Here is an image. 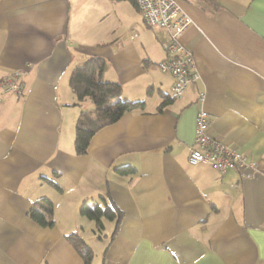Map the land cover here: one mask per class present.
<instances>
[{
	"label": "crops",
	"instance_id": "0c3cea01",
	"mask_svg": "<svg viewBox=\"0 0 264 264\" xmlns=\"http://www.w3.org/2000/svg\"><path fill=\"white\" fill-rule=\"evenodd\" d=\"M98 1L0 0V264H85L73 233L93 249V264H264V0H179L193 20L183 42L200 78L162 111L174 81L158 71L167 30H149L159 27L131 0H110L118 24L105 32ZM91 57L105 60L102 78L123 99L145 106L78 155L76 123L96 107L70 83ZM16 70L25 72L20 98L2 86ZM202 107L209 132L257 171L189 163ZM126 166L136 172L120 174ZM104 196L122 216L99 231L81 207ZM42 199L54 204L51 227L29 216ZM93 242L103 246L99 261Z\"/></svg>",
	"mask_w": 264,
	"mask_h": 264
},
{
	"label": "built area",
	"instance_id": "2783aa9c",
	"mask_svg": "<svg viewBox=\"0 0 264 264\" xmlns=\"http://www.w3.org/2000/svg\"><path fill=\"white\" fill-rule=\"evenodd\" d=\"M143 20L150 26L167 30L169 40L163 43L167 57L159 63L162 72L173 76V96L181 98L195 84L200 75L196 69L195 55L183 42V35L193 25L191 17L183 10L179 0H135ZM24 71L16 70L3 79L2 86L17 98L24 95ZM207 95L199 93V103ZM209 112L202 107L195 120V142L188 147V161L192 165L208 164L220 174L228 170H258V163L250 160L233 145L221 141L209 132ZM247 176H250L247 174Z\"/></svg>",
	"mask_w": 264,
	"mask_h": 264
},
{
	"label": "trees",
	"instance_id": "16d2710c",
	"mask_svg": "<svg viewBox=\"0 0 264 264\" xmlns=\"http://www.w3.org/2000/svg\"><path fill=\"white\" fill-rule=\"evenodd\" d=\"M131 1L136 4L135 0ZM105 65L103 58L91 57L72 73L70 85L79 101L90 100L96 107L94 111L83 113L76 123L74 145L78 155L88 153L90 141L100 129L115 123L126 112L145 106L143 101L123 99L120 85L102 78ZM162 98L159 105L160 111L176 99L166 94H162ZM118 171L122 175L136 172L131 166L119 168ZM103 201L104 204L94 205L85 202L81 207V214L93 220L99 231H103L105 219L116 220V226H118L122 216L113 202L105 196ZM29 216L41 226H53L55 223L53 202L49 199L37 201L29 211ZM69 239L81 254L85 264H93L94 251L90 245L78 233L71 234Z\"/></svg>",
	"mask_w": 264,
	"mask_h": 264
},
{
	"label": "rangeland",
	"instance_id": "374dc122",
	"mask_svg": "<svg viewBox=\"0 0 264 264\" xmlns=\"http://www.w3.org/2000/svg\"><path fill=\"white\" fill-rule=\"evenodd\" d=\"M116 2V1H115ZM98 3L99 4H101L102 5V7L104 8V10H105V16H104V20L100 23V21L98 22V25L100 26V27H102L104 30H105V32H111L112 31V29L118 24V21H117V19H116V15L114 14V12L113 13H111V14H107L109 11L111 12V10L113 9V7H112V3H111V1L110 0H102L101 2L100 1H98ZM119 4V3H118ZM117 3L115 4L116 6L118 5ZM109 12V13H110ZM149 30H154V31H163L164 29H160V28H154V29H149ZM163 44V43H162ZM158 71L161 73V69H158ZM163 74V73H162ZM85 218V217H84ZM85 220H87L86 222H87V225H85L84 227L86 228V230H88L87 231V233L89 234V238L91 239V240H95L94 238H95V236L94 235H92V232L90 233V227H91V225L93 224V223H88V222H91L89 219H87V218H85ZM89 224V225H88ZM94 226V225H93ZM94 243V242H93ZM92 244V243H91ZM93 246V248H94V250L96 251V253H97V261H99V259L101 258V255H102V252H103V246L102 245H98L97 243H94V244H92ZM99 255V256H98Z\"/></svg>",
	"mask_w": 264,
	"mask_h": 264
}]
</instances>
